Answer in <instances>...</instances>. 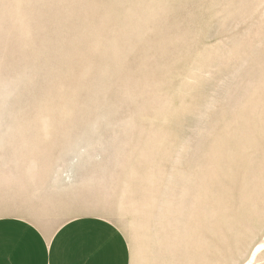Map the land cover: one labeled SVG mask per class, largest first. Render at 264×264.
Returning a JSON list of instances; mask_svg holds the SVG:
<instances>
[{"label":"rangeland","instance_id":"374dc122","mask_svg":"<svg viewBox=\"0 0 264 264\" xmlns=\"http://www.w3.org/2000/svg\"><path fill=\"white\" fill-rule=\"evenodd\" d=\"M49 206L264 264V0H0V216Z\"/></svg>","mask_w":264,"mask_h":264},{"label":"crops","instance_id":"0c3cea01","mask_svg":"<svg viewBox=\"0 0 264 264\" xmlns=\"http://www.w3.org/2000/svg\"><path fill=\"white\" fill-rule=\"evenodd\" d=\"M53 210L0 216V264H129L127 241L112 222L77 215L54 224Z\"/></svg>","mask_w":264,"mask_h":264},{"label":"bare ground","instance_id":"6f19581e","mask_svg":"<svg viewBox=\"0 0 264 264\" xmlns=\"http://www.w3.org/2000/svg\"><path fill=\"white\" fill-rule=\"evenodd\" d=\"M259 249H260V246H255L253 249H252V255L251 256H254L255 255V253L257 252V251H259ZM250 256V257H251Z\"/></svg>","mask_w":264,"mask_h":264}]
</instances>
